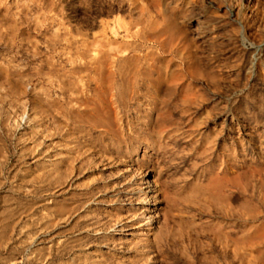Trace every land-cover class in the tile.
<instances>
[{
  "label": "rangeland",
  "instance_id": "obj_1",
  "mask_svg": "<svg viewBox=\"0 0 264 264\" xmlns=\"http://www.w3.org/2000/svg\"><path fill=\"white\" fill-rule=\"evenodd\" d=\"M0 264H264V0H0Z\"/></svg>",
  "mask_w": 264,
  "mask_h": 264
},
{
  "label": "bare ground",
  "instance_id": "obj_2",
  "mask_svg": "<svg viewBox=\"0 0 264 264\" xmlns=\"http://www.w3.org/2000/svg\"><path fill=\"white\" fill-rule=\"evenodd\" d=\"M146 183H147V184H150V182H146ZM149 189H150V188H149V187H147V190H148V191H153L152 189H150V190H149ZM142 193H147V192H145V191H143V190H142ZM146 196H147V197H149V195H148V194H146ZM148 218H149V219H151V216H150V217H148Z\"/></svg>",
  "mask_w": 264,
  "mask_h": 264
}]
</instances>
